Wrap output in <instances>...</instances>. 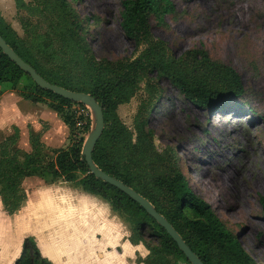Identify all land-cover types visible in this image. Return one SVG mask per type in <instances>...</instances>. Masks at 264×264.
Masks as SVG:
<instances>
[{"label": "trees", "instance_id": "16d2710c", "mask_svg": "<svg viewBox=\"0 0 264 264\" xmlns=\"http://www.w3.org/2000/svg\"><path fill=\"white\" fill-rule=\"evenodd\" d=\"M16 4L27 6L24 0H16ZM50 5L56 17L49 19V38L27 42L1 11L0 34L46 80L90 93L103 105L106 125L93 151L95 163L149 199L204 264H259L239 235L229 230L212 206L192 190L178 163L155 150L153 135L146 129L147 119L139 123L134 139L117 112L118 106L132 97L143 74L152 71L159 78H167L184 98L208 109L221 108L244 94L239 73L230 65L212 60L206 49L189 51L185 60L167 54L165 43L152 37L151 20L164 23L165 17L175 12L173 0H122L123 32L136 45L145 44L146 48L133 60L116 62L94 58L86 39L87 29L68 0H51ZM55 56H62L64 61L54 63ZM71 67H79L80 72ZM24 77L32 81V87L25 84L20 93L55 110L69 126L70 137L68 146L51 150L54 158L45 155L39 135H31V152L21 150L17 127L0 139V197L7 213H14L25 200L22 182L26 177L37 174L63 179L101 196L111 202L114 211L126 216L132 228V242L145 241L151 250L147 260L142 261L144 264H174L171 257H181L191 264L165 228L143 207L90 172L82 154L91 128L89 109L39 87L0 48V84L8 82L11 88H17ZM75 106L82 112L74 110ZM23 249L16 264H48L34 240L27 239Z\"/></svg>", "mask_w": 264, "mask_h": 264}, {"label": "rangeland", "instance_id": "374dc122", "mask_svg": "<svg viewBox=\"0 0 264 264\" xmlns=\"http://www.w3.org/2000/svg\"><path fill=\"white\" fill-rule=\"evenodd\" d=\"M14 2L17 13L10 21L17 33L30 43L49 38V19L56 17L51 0H28L26 7ZM68 2L87 29L86 39L97 61L133 60L146 48L123 32L122 0ZM173 2L175 12L164 23L151 20L152 37L163 41L167 54L175 59L185 60L189 51L206 49L212 60L239 73L244 94L221 108H202L152 71L143 74L132 97L117 112L134 139L139 123L147 119L155 150L178 163L192 190L239 235L251 256L264 264V0ZM63 61L62 56L53 59ZM79 67L71 70L80 72ZM7 83L0 84V99L3 87L10 86ZM25 84L32 87L26 77L18 87ZM11 133L13 129L7 128L2 136ZM120 216L132 232L126 216ZM136 255V263H144L139 252ZM171 260L187 264L181 257Z\"/></svg>", "mask_w": 264, "mask_h": 264}, {"label": "clouds", "instance_id": "9594fccd", "mask_svg": "<svg viewBox=\"0 0 264 264\" xmlns=\"http://www.w3.org/2000/svg\"><path fill=\"white\" fill-rule=\"evenodd\" d=\"M25 197L9 215H22L26 238L34 240L48 264H136V252L143 260L151 254L142 240L132 242L127 223L111 202L97 194L71 187H45L31 195L26 191ZM0 209L6 212L2 199Z\"/></svg>", "mask_w": 264, "mask_h": 264}, {"label": "crops", "instance_id": "0c3cea01", "mask_svg": "<svg viewBox=\"0 0 264 264\" xmlns=\"http://www.w3.org/2000/svg\"><path fill=\"white\" fill-rule=\"evenodd\" d=\"M0 11L5 20L14 27L13 22L10 21V18L17 13L14 0H0ZM3 88L0 99V139L7 128L17 127L19 129L18 147L29 153L32 151L31 135H39L48 158L55 157L52 149L68 146L66 144H69L70 128L55 110L44 102H34L25 98L18 86L17 88L10 86ZM45 187L80 189L63 179L54 180L49 176L37 174L26 177L22 182L23 190L30 195L34 194L35 190ZM51 195L55 207L56 193L53 191ZM30 227L35 228V225ZM0 230L3 234V243L0 244V261L4 264H16L23 254L26 240L31 239L25 236L26 229L22 215L17 214L12 217L7 211L0 209Z\"/></svg>", "mask_w": 264, "mask_h": 264}, {"label": "water", "instance_id": "95a60500", "mask_svg": "<svg viewBox=\"0 0 264 264\" xmlns=\"http://www.w3.org/2000/svg\"><path fill=\"white\" fill-rule=\"evenodd\" d=\"M0 48L18 67L27 73L32 80L42 89L50 90L56 95L68 99L74 103H81L85 105L90 111L91 128L85 139L82 148V154L85 157L90 172L95 177L102 179L104 182L109 183L119 188L122 192L127 194L130 198L136 201L145 211L152 216L155 221L165 228L168 234L178 244L180 250L185 254L186 258L191 264H204L199 256L188 246L181 234L175 227L161 214L155 205L141 193L137 192L131 186L125 184L122 180L103 171L93 159V151L99 139L101 138L105 129V118L103 112V105L90 93L83 91H73L63 86L54 84L46 80L37 70L23 58H21L16 51L7 43V41L0 34Z\"/></svg>", "mask_w": 264, "mask_h": 264}]
</instances>
